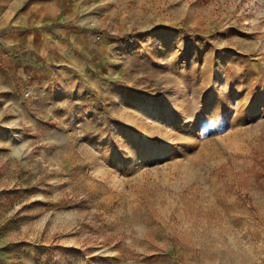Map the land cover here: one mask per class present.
Instances as JSON below:
<instances>
[{
	"label": "rangeland",
	"instance_id": "obj_1",
	"mask_svg": "<svg viewBox=\"0 0 264 264\" xmlns=\"http://www.w3.org/2000/svg\"><path fill=\"white\" fill-rule=\"evenodd\" d=\"M107 4L72 100L0 50V264H264V0Z\"/></svg>",
	"mask_w": 264,
	"mask_h": 264
},
{
	"label": "crops",
	"instance_id": "obj_2",
	"mask_svg": "<svg viewBox=\"0 0 264 264\" xmlns=\"http://www.w3.org/2000/svg\"><path fill=\"white\" fill-rule=\"evenodd\" d=\"M110 7L107 0H0V50L25 93L58 90L60 102L68 91L72 100L86 75L116 68L117 46L99 28Z\"/></svg>",
	"mask_w": 264,
	"mask_h": 264
},
{
	"label": "trees",
	"instance_id": "obj_3",
	"mask_svg": "<svg viewBox=\"0 0 264 264\" xmlns=\"http://www.w3.org/2000/svg\"><path fill=\"white\" fill-rule=\"evenodd\" d=\"M182 32H183L184 34H186V33H187V31H186V30H182Z\"/></svg>",
	"mask_w": 264,
	"mask_h": 264
},
{
	"label": "built area",
	"instance_id": "obj_4",
	"mask_svg": "<svg viewBox=\"0 0 264 264\" xmlns=\"http://www.w3.org/2000/svg\"><path fill=\"white\" fill-rule=\"evenodd\" d=\"M26 95H28V94H26Z\"/></svg>",
	"mask_w": 264,
	"mask_h": 264
}]
</instances>
